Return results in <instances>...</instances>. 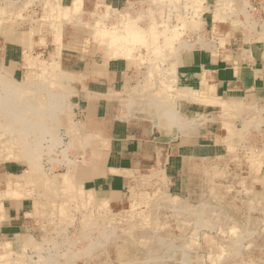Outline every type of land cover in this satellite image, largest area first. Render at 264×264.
<instances>
[{
  "label": "rangeland",
  "instance_id": "rangeland-1",
  "mask_svg": "<svg viewBox=\"0 0 264 264\" xmlns=\"http://www.w3.org/2000/svg\"><path fill=\"white\" fill-rule=\"evenodd\" d=\"M219 1L215 22L226 23L228 40L236 36L237 15L243 8L238 0ZM207 8L204 0H130L121 8L84 0H0V103L36 108L32 127L18 125L6 116L7 107L0 106V164H19L18 175L9 176L4 189L19 181L25 197L17 199H27L23 211L28 212L14 223L9 210L17 199L0 198V260L7 264H238L245 253L257 251L254 256L261 255L264 264L260 253L264 205L257 213L248 212L251 223L238 229L248 209L244 185L239 193V171L246 178L254 169L264 173V106L235 100L212 103L218 106L214 132L225 151L218 158L192 164L197 178L183 195L171 190L158 169L135 178L120 203L103 197L107 204H102L100 196L87 190L85 178L76 175L77 168L87 169L91 143L81 128L76 61L129 62L128 79L120 84L123 104L134 101L140 117L169 124L177 111L176 98L190 94L176 87V63L196 41L205 39ZM219 12L223 19L217 17ZM128 31L139 33L141 40L128 42L131 50L126 56L111 42ZM20 38L25 50L8 53V46L17 47ZM4 85L22 86L23 98L5 93ZM18 126L21 129H15ZM71 172L72 183L63 178ZM60 207L66 209L61 218ZM238 234L252 236L250 241V237L237 241Z\"/></svg>",
  "mask_w": 264,
  "mask_h": 264
},
{
  "label": "crops",
  "instance_id": "crops-1",
  "mask_svg": "<svg viewBox=\"0 0 264 264\" xmlns=\"http://www.w3.org/2000/svg\"><path fill=\"white\" fill-rule=\"evenodd\" d=\"M84 1L101 2L114 8L130 2ZM204 1L208 7L204 14L205 39L196 41L194 48L182 54L175 67L176 87L190 94L176 98L177 111L169 124L160 125L154 118L140 117V109L134 101L127 106L123 104L120 84L128 79L129 62L76 61L79 116L84 125L81 128L91 142L86 151L87 169L77 168L76 175L79 179L85 178L87 190L99 198H116L111 203L118 204L135 178L158 169L165 173L174 193L183 195L191 191L192 180L197 178L192 164L218 158L225 151V145L219 144L214 132L218 123L214 108L218 106L212 103L235 100L245 105L264 106V0H238L243 8L237 15L238 30L236 36L228 40L225 39L226 23L215 22L220 1ZM217 17L225 16L219 12ZM221 37H224L222 43ZM17 42V47L8 46V53L19 54L25 50L24 40L20 38ZM90 156L94 157L89 159ZM18 172L19 164H0V191L5 190L8 177ZM241 174L239 171V193L244 185L248 209L244 211V219L239 214L238 229L251 223L247 219L248 212L257 213L264 205V173L254 169V174L248 178L244 177L245 173ZM26 200L17 199L15 204H10L9 217L14 223L21 222L23 213L28 214L23 211ZM230 230L234 232L232 227ZM234 235L229 234V239ZM251 236L238 234L236 240L245 241L250 237V241ZM261 240L264 241V237ZM256 252L245 253L238 264H261L262 257H255ZM262 252L264 254V249L260 250Z\"/></svg>",
  "mask_w": 264,
  "mask_h": 264
},
{
  "label": "bare ground",
  "instance_id": "bare-ground-1",
  "mask_svg": "<svg viewBox=\"0 0 264 264\" xmlns=\"http://www.w3.org/2000/svg\"><path fill=\"white\" fill-rule=\"evenodd\" d=\"M78 1V0H77ZM53 4V3H52ZM73 5V4H72ZM103 6V5H102ZM52 7H53V5H52ZM176 8V7H175ZM98 9H100V7L98 8ZM97 9V10H98ZM169 9V8H168ZM72 10V9H71ZM179 10V9H178ZM186 10V9H185ZM190 10V9H189ZM64 11V10H63ZM69 11V10H68ZM101 11V10H100ZM99 11V12H100ZM161 11V10H160ZM184 11V10H183ZM193 13V12H192ZM79 14V13H78ZM172 14V13H171ZM175 14V13H174ZM74 15V14H73ZM219 15V14H218ZM57 16V15H56ZM200 16V15H199ZM74 17V16H73ZM59 18V17H58ZM182 18H183V16H182ZM48 19V18H47ZM51 19H53V18H51ZM57 19V18H56ZM60 19V18H59ZM247 19V18H246ZM125 22V21H124ZM128 22V21H127ZM184 22V21H183ZM182 22V23H183ZM186 22V21H185ZM198 22V21H197ZM248 22V21H247ZM192 23V22H191ZM189 24H190V21H189ZM116 25V24H115ZM183 25H185V24H183ZM124 26V25H123ZM187 26V25H186ZM115 28V27H114ZM130 28V27H129ZM180 28V27H179ZM185 28V27H184ZM187 28V27H186ZM6 30V29H5ZM106 30V29H105ZM118 30V29H117ZM185 31V30H184ZM114 32H115V30H114ZM116 32H118V31H116ZM122 32V31H121ZM137 32H138V30H137ZM120 33V32H119ZM162 33V32H161ZM183 33V32H182ZM108 34V33H107ZM116 34V33H115ZM165 34V33H164ZM147 35V34H146ZM145 35V36H146ZM103 36V35H102ZM101 36V37H102ZM119 36V35H118ZM131 36V37H130ZM109 37V36H108ZM150 37V36H149ZM131 38V39H130ZM182 38V37H181ZM101 39V38H100ZM104 39V38H103ZM131 40H141V35L139 34V33H136L135 31H128V33L127 34H125V35H123V36H120V38H117V36H115V37H113L112 38V42L111 43H113V45H115L116 46V49L117 50H119L120 51V53H122V54H124V55H126V56H128V54H129V49L130 48H128L127 47V44H128V42L129 41H131ZM62 41V40H61ZM103 41V40H102ZM109 41V40H108ZM111 41V40H110ZM150 41V40H149ZM157 41H155V43H156ZM110 44V43H109ZM156 45V44H155ZM170 46V45H169ZM168 46V47H169ZM167 47V48H168ZM131 50V49H130ZM155 50H157L156 49V47H155ZM114 52V51H113ZM118 52V51H117ZM174 71V70H173ZM6 77H8V76H6ZM10 78V77H9ZM170 80H171V78H170ZM13 81V80H12ZM26 82H28V81H26ZM205 82V81H204ZM21 83V82H20ZM206 85H207V83H206ZM205 85V86H206ZM1 86V85H0ZM3 87V86H2ZM164 87V86H163ZM150 88V87H149ZM167 88H169V87H167ZM206 88V87H205ZM1 90V89H0ZM4 91H5V93H8V94H10V95H12L14 98H23V92H25V90H23L22 89V86L21 87H19V86H5L4 85ZM28 91H29V89H28ZM27 92V91H26ZM30 94V93H29ZM29 94H27V95H29ZM42 95V94H41ZM45 97V96H44ZM158 98V97H157ZM162 98V97H161ZM45 99V98H44ZM201 100V99H200ZM107 101V100H106ZM127 101V100H126ZM159 101V100H158ZM8 102V101H7ZM7 102H2V103H0V106L1 105H3V106H5V107H7L6 108V111H5V114H6V116L8 117V116H12V118H13V120L15 119V121H16V123L18 124V125H29V126H32V127H34V121L31 119V113H32V111H35L36 112V108L35 107H32L30 104H25L24 106L22 105L21 107H11V106H9L8 105V103ZM123 102V101H122ZM15 103V102H14ZM13 103V104H14ZM48 103V102H47ZM225 104V103H224ZM225 106L227 107V105L225 104ZM229 107V106H228ZM236 107V106H235ZM45 109V108H44ZM235 109H237V108H235ZM165 112V111H164ZM167 112V111H166ZM169 113V112H168ZM33 114H35V113H33ZM165 114V113H164ZM6 116H5V118H6ZM168 116H169V114H168ZM203 116V115H202ZM201 116V117H202ZM38 120V119H37ZM137 121V120H136ZM36 125V124H35ZM256 126V125H255ZM36 127H38L37 125H36ZM250 127V126H249ZM3 128V123H0V130ZM7 128V127H6ZM5 128V129H6ZM73 128V127H72ZM15 129H21V127H15ZM4 131V133H5V130H3ZM3 136V135H2ZM0 137H1V135H0ZM84 139V138H83ZM69 164V163H68ZM71 164V163H70ZM67 166V165H66ZM70 168L73 170V164L70 166ZM68 169V168H67ZM150 173H151V171H150ZM148 175H150V174H148ZM156 176V175H155ZM157 177V176H156ZM64 179H66L68 182H70V183H72V182H75L74 181V179H73V172H71V174H69L68 176H64L63 177ZM12 179V178H11ZM57 179V178H56ZM14 181V180H13ZM9 182L8 183V187H7V189L6 190H3V191H0V198H3V196H6L8 199V201L10 200H16L17 198H19V196H22V197H25V196H23L22 195V192L20 191V188H19V186H20V182L18 181V182ZM23 182V181H22ZM58 182V180H53V183H57ZM145 183V182H144ZM143 183V184H144ZM73 185H75V184H72V188H74V189H77L76 188V186H73ZM151 185V184H150ZM144 186V185H143ZM14 188V189H13ZM65 189V188H64ZM11 190H14V191H11ZM66 191H72L71 190V188H66L65 189ZM80 191V190H79ZM73 194V193H72ZM28 195V194H27ZM27 195H26V198H27ZM83 196V195H82ZM93 197V196H92ZM55 198V197H54ZM87 200V199H86ZM93 200H94V198H93ZM105 200H107V199H103V198H101V200L100 201H102L103 203L102 204H107V203H105L104 201ZM88 201V200H87ZM86 201V202H87ZM58 202V201H57ZM89 202V201H88ZM141 203V202H140ZM94 204V203H93ZM2 205H3V203H2V201H1V199H0V207H2ZM141 205H143V204H141ZM98 206V205H97ZM144 206H147V205H144ZM96 207V206H95ZM99 208V207H98ZM1 209V208H0ZM4 209V208H3ZM180 209V208H179ZM208 209V208H207ZM54 211H56V210H54ZM66 211V209L65 208H59V211H58V215H59V217L60 216H62V214H63V212H65ZM98 211V210H97ZM5 212V211H4ZM61 218V217H60ZM30 244H32V243H30ZM34 247H36V246H34ZM3 254H0V258H1V256H2ZM6 255H8V254H6ZM6 255H4L3 257L5 258L6 257ZM0 264H7V262H4V261H2V260H0Z\"/></svg>",
  "mask_w": 264,
  "mask_h": 264
}]
</instances>
